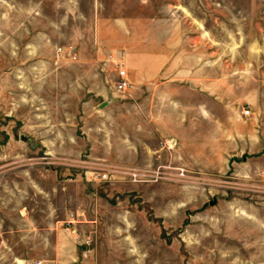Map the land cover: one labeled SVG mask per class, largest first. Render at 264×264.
Wrapping results in <instances>:
<instances>
[{"label": "rangeland", "instance_id": "374dc122", "mask_svg": "<svg viewBox=\"0 0 264 264\" xmlns=\"http://www.w3.org/2000/svg\"><path fill=\"white\" fill-rule=\"evenodd\" d=\"M38 261L264 264V0H0V264Z\"/></svg>", "mask_w": 264, "mask_h": 264}, {"label": "built area", "instance_id": "2783aa9c", "mask_svg": "<svg viewBox=\"0 0 264 264\" xmlns=\"http://www.w3.org/2000/svg\"><path fill=\"white\" fill-rule=\"evenodd\" d=\"M57 52L61 53V54L65 53L64 49L62 47H58L57 48ZM71 57L75 58V56H71ZM116 76H117V79H116V81H115V83L113 85L114 86V90L116 92H124V91H126L127 88L130 86L126 71L123 68H119L117 73H116ZM243 113L248 114L249 110H243ZM101 177L102 178H106L107 174L103 173L101 175ZM37 264H42V262L38 261Z\"/></svg>", "mask_w": 264, "mask_h": 264}, {"label": "crops", "instance_id": "0c3cea01", "mask_svg": "<svg viewBox=\"0 0 264 264\" xmlns=\"http://www.w3.org/2000/svg\"><path fill=\"white\" fill-rule=\"evenodd\" d=\"M70 54V53H69ZM108 56V60L109 59H113V60H120V61H122V59H124L123 60V62L125 61L126 63H125V65H126V67H127V70L128 71H131V68H132V58L131 59H129V56L131 55V53H128V52H120L118 55L117 54H112V53H108L107 54ZM139 60H141V59H139L138 58V65H141V61H139ZM148 69H145V67H143V66H141V68H139V71H141L144 75H145V77L146 78H150V77H152V76H155L156 75V73H157V70L156 69H150L149 67H147ZM21 264V263H20Z\"/></svg>", "mask_w": 264, "mask_h": 264}]
</instances>
